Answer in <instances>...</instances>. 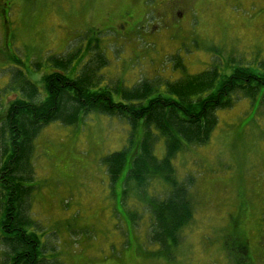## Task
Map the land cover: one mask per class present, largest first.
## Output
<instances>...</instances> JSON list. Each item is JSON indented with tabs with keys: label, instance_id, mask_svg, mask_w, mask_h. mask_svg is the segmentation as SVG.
<instances>
[{
	"label": "rangeland",
	"instance_id": "obj_1",
	"mask_svg": "<svg viewBox=\"0 0 264 264\" xmlns=\"http://www.w3.org/2000/svg\"><path fill=\"white\" fill-rule=\"evenodd\" d=\"M89 43L98 49L87 51ZM77 51L84 63L103 54L102 86L132 88L158 77L161 92L215 62L232 67V58L262 69L264 0H13L0 7V117L21 97L14 74L41 88L53 72L50 60ZM258 100L242 98L218 111L209 143L185 147L174 159L180 180L192 181L194 216L170 258L149 240L150 215L131 204L140 202L136 191L122 206L121 187L112 186L103 163L130 144L129 122L90 114L78 126L45 127L34 142L29 204L48 264H227L226 246L264 264V99ZM138 136L142 130L131 145ZM165 149L158 138L156 157L163 159ZM160 183L148 182V197L167 192ZM5 254L0 242V264H7Z\"/></svg>",
	"mask_w": 264,
	"mask_h": 264
},
{
	"label": "trees",
	"instance_id": "obj_2",
	"mask_svg": "<svg viewBox=\"0 0 264 264\" xmlns=\"http://www.w3.org/2000/svg\"><path fill=\"white\" fill-rule=\"evenodd\" d=\"M180 7L177 4L174 9L180 11ZM90 48L98 49L89 43L87 51ZM79 53L51 59L53 72L43 77L41 88L23 72L12 77V85L19 89L21 97L10 103L5 116L0 117V229L4 230L0 241L5 256L27 253L36 255L35 264L50 261L29 204L35 178L31 158L39 133L53 123L78 126L90 114H103L126 119L132 130L130 144L103 159L111 184L120 185L124 207L123 197L136 191L140 202L134 200L131 204L150 215L149 240L158 245L159 254L170 258L172 250L182 245L183 230L194 216L192 181L180 180L174 159L185 147L209 143L218 126V111L232 108L242 98L257 101L259 96L258 103L263 101L264 65L253 69L232 58V67L220 69L215 62L207 71L167 82L161 92L158 77L143 79L132 88L118 83L102 86V70L107 65L103 54L98 52L93 60L84 63ZM16 62L22 65L19 60ZM116 95L118 100L114 99ZM138 130L143 136L131 145ZM158 138L166 144L163 159L155 155ZM151 180H160L167 192L148 197L146 187ZM32 227L35 247L29 236L22 238ZM18 232L21 235H16ZM225 249L231 250L230 260L236 264H245L242 261L250 256L255 258L229 246ZM11 260L29 264L21 258Z\"/></svg>",
	"mask_w": 264,
	"mask_h": 264
},
{
	"label": "flooded vegetation",
	"instance_id": "obj_3",
	"mask_svg": "<svg viewBox=\"0 0 264 264\" xmlns=\"http://www.w3.org/2000/svg\"><path fill=\"white\" fill-rule=\"evenodd\" d=\"M12 2H13V0H0V7L9 6ZM2 12L5 14V10H3ZM33 229L34 228L32 227V230H30L29 232H27L25 234H22V238L24 240H26V237L29 236V239H30L29 242L32 244L33 247H35L36 244H35V238L33 237L34 236L33 235V233H34V230ZM3 231L4 230L0 229V237H2L1 240H3V238H4V236H3L4 235V232ZM16 235H21V233L18 232V233H16ZM6 258H8V259H6L8 261L7 264H11V262H12V264H15L14 261L11 260V259H20V258H21V260L24 259V260L28 261L29 264H35L36 255L35 254H27L26 253V254H23L22 256H14V257H9L8 256ZM249 258H250V261L251 262H249V260L247 258H246L247 260H243L242 262H244L245 264H250V263L253 264V259L255 261V258H253L251 256ZM195 263H197V264H226V263H224V262H222L221 260H218V259L205 260L204 258L203 259H198L197 258V261H195ZM227 264H236V263L233 262L232 260H230Z\"/></svg>",
	"mask_w": 264,
	"mask_h": 264
}]
</instances>
